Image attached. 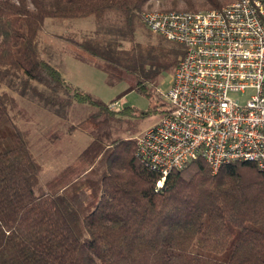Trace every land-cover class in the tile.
Returning a JSON list of instances; mask_svg holds the SVG:
<instances>
[{
    "label": "trees",
    "instance_id": "trees-1",
    "mask_svg": "<svg viewBox=\"0 0 264 264\" xmlns=\"http://www.w3.org/2000/svg\"><path fill=\"white\" fill-rule=\"evenodd\" d=\"M149 1L0 0V264H264V171L234 162L212 174L196 159L157 186L161 175L135 156V139L113 137L109 127L117 114L145 118L158 105L113 112L40 55L46 19L93 17L90 33L66 37L70 55L126 82L123 94L153 100L161 72L174 69L184 49L161 37L135 40ZM183 1L196 12L231 0ZM10 91L54 112L93 110L70 127L90 142L43 188L27 134L9 114L17 106Z\"/></svg>",
    "mask_w": 264,
    "mask_h": 264
},
{
    "label": "built area",
    "instance_id": "built-area-1",
    "mask_svg": "<svg viewBox=\"0 0 264 264\" xmlns=\"http://www.w3.org/2000/svg\"><path fill=\"white\" fill-rule=\"evenodd\" d=\"M147 5L140 23L184 53L163 94L169 111L135 139V156L161 175L157 186L196 159L212 174L234 162L264 171V0L196 12Z\"/></svg>",
    "mask_w": 264,
    "mask_h": 264
},
{
    "label": "rangeland",
    "instance_id": "rangeland-1",
    "mask_svg": "<svg viewBox=\"0 0 264 264\" xmlns=\"http://www.w3.org/2000/svg\"><path fill=\"white\" fill-rule=\"evenodd\" d=\"M233 1H229L228 4ZM147 4L150 8L187 10L183 0H150ZM196 9L207 8L197 7ZM94 25L93 17L67 20L46 19L38 35L40 55L60 72L66 82L104 103L118 102L120 109L128 107L136 112L147 111L152 107L154 109V105L157 104L158 108H155V112L148 117L136 118L121 113L115 115L117 119L110 122V133L113 137L136 139L162 118V111L166 104L163 94L169 87L174 69L161 72L153 90V100L135 91L123 94L127 87L126 82H110L103 71L75 59L69 53L66 37L79 39L90 33ZM157 37L141 23L137 27L135 34L137 42L156 43ZM1 90L8 91L5 87ZM10 92L15 97L17 106L9 114L14 123L27 134L30 151L40 165L38 187L43 188L63 168L70 165L90 142L91 138L86 132L79 129L71 130L70 127L77 126L93 110L88 105L73 104L59 112H54L45 109L28 97ZM248 95L249 92H246L245 96L237 97L245 100ZM118 97L120 99L117 100Z\"/></svg>",
    "mask_w": 264,
    "mask_h": 264
}]
</instances>
